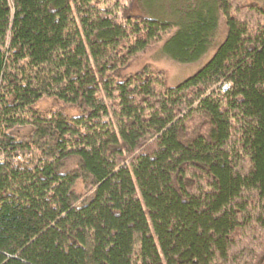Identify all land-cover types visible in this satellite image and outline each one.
Segmentation results:
<instances>
[{
  "label": "trees",
  "instance_id": "1",
  "mask_svg": "<svg viewBox=\"0 0 264 264\" xmlns=\"http://www.w3.org/2000/svg\"><path fill=\"white\" fill-rule=\"evenodd\" d=\"M135 2L0 0V264H264V6Z\"/></svg>",
  "mask_w": 264,
  "mask_h": 264
},
{
  "label": "rangeland",
  "instance_id": "2",
  "mask_svg": "<svg viewBox=\"0 0 264 264\" xmlns=\"http://www.w3.org/2000/svg\"><path fill=\"white\" fill-rule=\"evenodd\" d=\"M134 12L155 15L161 13L164 8H171L174 2H182L183 0H135ZM195 4L208 2L209 0H193ZM264 6V0H253ZM173 3V4H174ZM170 11V10H167ZM225 29L222 21L218 28L217 36L214 40L213 47L200 60L194 63H181L169 57L164 50V42L149 48L144 53L137 56L127 67L118 71V76L123 79L131 73L140 70L145 64L151 63L166 72V83L168 86H175L184 81L189 76L196 73L214 54L216 48L224 39ZM36 108L43 111H61L70 116H78L82 110L78 105L68 104L57 97H44L36 104ZM32 132L31 127H25L17 130V134L27 136Z\"/></svg>",
  "mask_w": 264,
  "mask_h": 264
}]
</instances>
